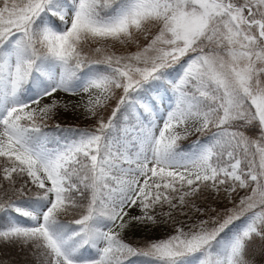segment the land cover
<instances>
[{
    "label": "snow or ice",
    "instance_id": "snow-or-ice-1",
    "mask_svg": "<svg viewBox=\"0 0 264 264\" xmlns=\"http://www.w3.org/2000/svg\"><path fill=\"white\" fill-rule=\"evenodd\" d=\"M60 110L93 123L50 126ZM256 241L264 0H0V245L34 264H250Z\"/></svg>",
    "mask_w": 264,
    "mask_h": 264
},
{
    "label": "trees",
    "instance_id": "trees-1",
    "mask_svg": "<svg viewBox=\"0 0 264 264\" xmlns=\"http://www.w3.org/2000/svg\"><path fill=\"white\" fill-rule=\"evenodd\" d=\"M51 126V124H50ZM79 127H87L89 125L75 124ZM183 148L186 146H182ZM201 200L206 201L209 208H215L218 211L222 210L227 205V200L216 196L215 194H206ZM198 206L203 207L200 201H197ZM180 220L186 217H178ZM170 232L166 225L158 227H136L133 226L130 230L126 231L125 239L133 246L139 247L145 240L158 239L164 237ZM250 264H264V251H262L260 242L256 241L250 248L249 253ZM0 264H34L33 257L29 254L28 249H20L16 246L0 245Z\"/></svg>",
    "mask_w": 264,
    "mask_h": 264
},
{
    "label": "rangeland",
    "instance_id": "rangeland-1",
    "mask_svg": "<svg viewBox=\"0 0 264 264\" xmlns=\"http://www.w3.org/2000/svg\"><path fill=\"white\" fill-rule=\"evenodd\" d=\"M59 98L65 101L67 100L76 101L78 99L77 97H70L63 93L59 94ZM56 123L61 124L63 127H67V126H75V124L91 125L93 123V120L84 119L79 115L78 112H74L72 110H68V111L60 110L58 114L51 121H49V124L51 125ZM195 139L196 136H191L187 140L182 141L181 146H186L184 148L187 149L188 146L191 145Z\"/></svg>",
    "mask_w": 264,
    "mask_h": 264
}]
</instances>
